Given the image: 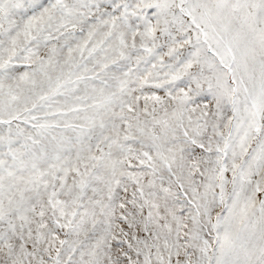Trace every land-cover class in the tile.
<instances>
[{"label":"snow or ice","instance_id":"6c2138e0","mask_svg":"<svg viewBox=\"0 0 264 264\" xmlns=\"http://www.w3.org/2000/svg\"><path fill=\"white\" fill-rule=\"evenodd\" d=\"M0 264H264V0H0Z\"/></svg>","mask_w":264,"mask_h":264}]
</instances>
